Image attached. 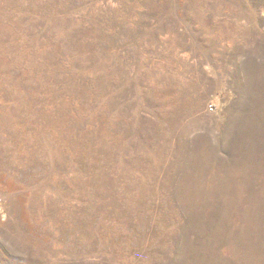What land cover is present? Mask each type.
Instances as JSON below:
<instances>
[{"label":"rangeland","instance_id":"1","mask_svg":"<svg viewBox=\"0 0 264 264\" xmlns=\"http://www.w3.org/2000/svg\"><path fill=\"white\" fill-rule=\"evenodd\" d=\"M0 264H264V0H0Z\"/></svg>","mask_w":264,"mask_h":264}]
</instances>
